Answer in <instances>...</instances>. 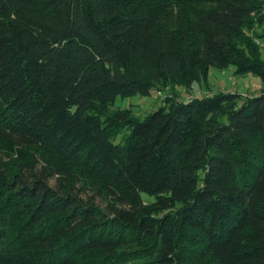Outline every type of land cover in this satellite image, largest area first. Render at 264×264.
I'll list each match as a JSON object with an SVG mask.
<instances>
[{
	"label": "trees",
	"instance_id": "1",
	"mask_svg": "<svg viewBox=\"0 0 264 264\" xmlns=\"http://www.w3.org/2000/svg\"><path fill=\"white\" fill-rule=\"evenodd\" d=\"M263 9L0 0V264H264ZM208 66L260 92L106 112Z\"/></svg>",
	"mask_w": 264,
	"mask_h": 264
},
{
	"label": "rangeland",
	"instance_id": "2",
	"mask_svg": "<svg viewBox=\"0 0 264 264\" xmlns=\"http://www.w3.org/2000/svg\"><path fill=\"white\" fill-rule=\"evenodd\" d=\"M264 12V11H263ZM256 32L264 33V26L255 29ZM262 44H264V36H262L261 40H259ZM262 57L264 58V48L260 50ZM231 67H222L219 69L212 68V66H208L207 75L204 82L193 81L188 88L185 87H174L164 86L161 88H154L150 91L148 95H125V96H114L112 100V105L109 106L106 112L109 114L113 109H120L123 107H128L129 114L132 117H137L138 119L142 118L144 114L151 111L156 106L162 103V99L166 96V94L172 93L177 99H186L188 97L193 96H203L207 95V93L215 92L218 90H226L228 92H236L240 96L248 95V94H256L260 92L261 84L257 76L253 75L250 72L245 74H232ZM239 101H237V104ZM127 131L121 129L115 137L111 140V142L120 141V137L125 134ZM52 179L49 180L51 183ZM139 197L142 200L152 201L154 198L151 195H148L145 192H139ZM82 198H86L91 196L93 200L102 207L104 205V200H100L98 196L91 194V191L88 190L86 193L80 195Z\"/></svg>",
	"mask_w": 264,
	"mask_h": 264
},
{
	"label": "built area",
	"instance_id": "3",
	"mask_svg": "<svg viewBox=\"0 0 264 264\" xmlns=\"http://www.w3.org/2000/svg\"><path fill=\"white\" fill-rule=\"evenodd\" d=\"M263 11H264V9H263Z\"/></svg>",
	"mask_w": 264,
	"mask_h": 264
}]
</instances>
